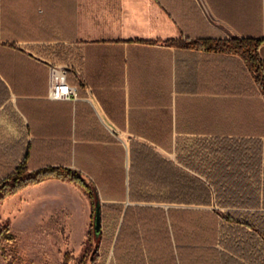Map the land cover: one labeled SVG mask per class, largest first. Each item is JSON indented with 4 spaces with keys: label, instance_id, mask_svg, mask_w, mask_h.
<instances>
[{
    "label": "crops",
    "instance_id": "1",
    "mask_svg": "<svg viewBox=\"0 0 264 264\" xmlns=\"http://www.w3.org/2000/svg\"><path fill=\"white\" fill-rule=\"evenodd\" d=\"M233 38L264 41V0H0V79L16 91L0 108V141L35 140L34 161H70L102 205L190 209L133 202L131 151L145 146L183 168L176 141L212 139L229 120L243 125L242 112L229 118V101L252 108L260 96L242 58L165 44ZM20 57L47 68L42 93L34 70L4 67ZM55 68L68 71L77 100L50 99Z\"/></svg>",
    "mask_w": 264,
    "mask_h": 264
},
{
    "label": "trees",
    "instance_id": "2",
    "mask_svg": "<svg viewBox=\"0 0 264 264\" xmlns=\"http://www.w3.org/2000/svg\"><path fill=\"white\" fill-rule=\"evenodd\" d=\"M165 44L238 56L259 86L257 107L256 101L252 108L247 100L242 106L239 100L229 101V118L242 112L243 125L229 120L228 125L212 130L216 136L212 139L176 141L183 168L145 146L132 148L129 190L133 202L194 208L102 205L101 190L72 169L70 161L48 162L50 156L34 161L32 149L39 142L27 138L0 141V203L48 180L81 188L91 204L92 224L86 242L89 250L79 264H264V41L233 38ZM13 63L35 71L37 94L42 93L47 68L25 57L5 61L4 67L11 68ZM4 78L0 79V108L6 110L11 89L16 91ZM218 116L212 117L221 119ZM158 142L167 150L172 147V141ZM98 210L100 233L95 230ZM16 240L10 224H5L0 229V247ZM70 260L67 253L63 264Z\"/></svg>",
    "mask_w": 264,
    "mask_h": 264
},
{
    "label": "rangeland",
    "instance_id": "3",
    "mask_svg": "<svg viewBox=\"0 0 264 264\" xmlns=\"http://www.w3.org/2000/svg\"><path fill=\"white\" fill-rule=\"evenodd\" d=\"M47 161L55 160L48 157ZM48 181L0 203V229L8 223L17 236L14 243H2L0 264H63L67 253L69 264H79L88 252L92 224L88 197L76 185L68 188Z\"/></svg>",
    "mask_w": 264,
    "mask_h": 264
},
{
    "label": "built area",
    "instance_id": "4",
    "mask_svg": "<svg viewBox=\"0 0 264 264\" xmlns=\"http://www.w3.org/2000/svg\"><path fill=\"white\" fill-rule=\"evenodd\" d=\"M50 99L54 101H73L78 99V88L68 83V71L55 68L50 90Z\"/></svg>",
    "mask_w": 264,
    "mask_h": 264
},
{
    "label": "water",
    "instance_id": "5",
    "mask_svg": "<svg viewBox=\"0 0 264 264\" xmlns=\"http://www.w3.org/2000/svg\"><path fill=\"white\" fill-rule=\"evenodd\" d=\"M102 228V218L100 210L97 211L96 220H95V230L97 233H100Z\"/></svg>",
    "mask_w": 264,
    "mask_h": 264
}]
</instances>
